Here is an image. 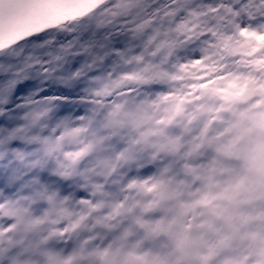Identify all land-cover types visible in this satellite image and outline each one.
I'll return each instance as SVG.
<instances>
[{"label": "snow or ice", "instance_id": "6c2138e0", "mask_svg": "<svg viewBox=\"0 0 264 264\" xmlns=\"http://www.w3.org/2000/svg\"><path fill=\"white\" fill-rule=\"evenodd\" d=\"M241 114L264 0H0V264H264L198 214Z\"/></svg>", "mask_w": 264, "mask_h": 264}, {"label": "rangeland", "instance_id": "374dc122", "mask_svg": "<svg viewBox=\"0 0 264 264\" xmlns=\"http://www.w3.org/2000/svg\"><path fill=\"white\" fill-rule=\"evenodd\" d=\"M157 115L160 113L152 112L146 119H139L134 113L128 114V119L139 125L141 140L152 134V122ZM236 128L239 155L234 164L222 170L212 183L211 190L215 194L206 201L203 209L198 210V214H202L209 226L228 233L233 248L243 254L254 244V234L264 231V205L261 199L257 200L260 194L264 196V116L241 114ZM243 166L249 171H257L261 178L256 179L252 173L242 177L238 173ZM224 174H230L227 175L229 178L226 179ZM193 178L203 179L195 174ZM171 183L175 195H195L189 191L190 183L177 181L174 177Z\"/></svg>", "mask_w": 264, "mask_h": 264}, {"label": "trees", "instance_id": "16d2710c", "mask_svg": "<svg viewBox=\"0 0 264 264\" xmlns=\"http://www.w3.org/2000/svg\"><path fill=\"white\" fill-rule=\"evenodd\" d=\"M251 173L254 174V177H255L256 179H257V178H258V179L261 178V177H260L261 174L257 173V171H255V172H253V171H249L248 169L244 168V166L240 168L238 174L241 175L242 177H245L246 175H251ZM224 175H225L224 177L227 179V178H229V176H227V175H230V174H227V175L224 174ZM256 175H258V177H257ZM242 177H239V178H242ZM239 178H238V179H239ZM260 183H261V182H260ZM262 183H263V182H262ZM257 186H258V185H257ZM258 189H259V186H258ZM258 194H259V192H258ZM258 199H261L262 202H263V205H264V196H261V194H260V195L257 197V200H258ZM261 200H260V201H261Z\"/></svg>", "mask_w": 264, "mask_h": 264}]
</instances>
